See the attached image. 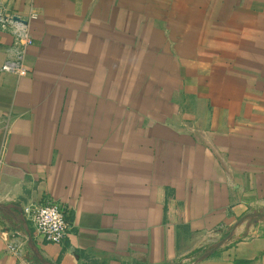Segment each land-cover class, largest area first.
Segmentation results:
<instances>
[{
	"label": "crops",
	"instance_id": "0c3cea01",
	"mask_svg": "<svg viewBox=\"0 0 264 264\" xmlns=\"http://www.w3.org/2000/svg\"><path fill=\"white\" fill-rule=\"evenodd\" d=\"M0 10L34 41L28 76L0 73V264H264V218L239 224L264 214V0ZM13 54L0 26V67ZM48 203L60 245L25 214Z\"/></svg>",
	"mask_w": 264,
	"mask_h": 264
},
{
	"label": "built area",
	"instance_id": "2783aa9c",
	"mask_svg": "<svg viewBox=\"0 0 264 264\" xmlns=\"http://www.w3.org/2000/svg\"><path fill=\"white\" fill-rule=\"evenodd\" d=\"M36 19V15H31ZM0 26L10 30L14 35V54L11 59L0 67V73H8L18 77L29 75L30 69L27 65V51L34 41L30 34L29 25L13 22L6 19L3 10H0ZM25 214L33 225L38 237L44 241L56 245L62 244L68 236L70 224L64 212L55 204H32L25 208ZM16 250L14 246H9Z\"/></svg>",
	"mask_w": 264,
	"mask_h": 264
},
{
	"label": "water",
	"instance_id": "95a60500",
	"mask_svg": "<svg viewBox=\"0 0 264 264\" xmlns=\"http://www.w3.org/2000/svg\"><path fill=\"white\" fill-rule=\"evenodd\" d=\"M8 20H12L13 22H19V23H24L27 24V22L23 19H21L18 16H11V17H6ZM250 218L251 224H256L259 222L261 219L264 218V214H251L246 217H243L240 221L239 224H242L246 219ZM233 238V233H230L228 236H226L224 239L219 241L213 248L208 250L206 253H204L201 257L198 258V261H203L209 257H212L215 255L228 241H230Z\"/></svg>",
	"mask_w": 264,
	"mask_h": 264
},
{
	"label": "rangeland",
	"instance_id": "374dc122",
	"mask_svg": "<svg viewBox=\"0 0 264 264\" xmlns=\"http://www.w3.org/2000/svg\"><path fill=\"white\" fill-rule=\"evenodd\" d=\"M159 79H158V86H159V95L161 97V94L164 93V91L167 89V83H166V73L168 69V64L166 62L159 61ZM164 100V99H163ZM228 235V234H227Z\"/></svg>",
	"mask_w": 264,
	"mask_h": 264
},
{
	"label": "trees",
	"instance_id": "16d2710c",
	"mask_svg": "<svg viewBox=\"0 0 264 264\" xmlns=\"http://www.w3.org/2000/svg\"><path fill=\"white\" fill-rule=\"evenodd\" d=\"M235 264H246V263L243 261H235Z\"/></svg>",
	"mask_w": 264,
	"mask_h": 264
}]
</instances>
